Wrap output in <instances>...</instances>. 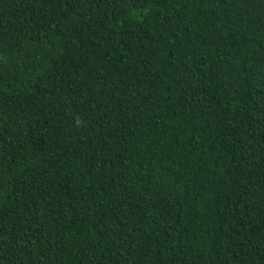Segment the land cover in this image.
<instances>
[{"label": "trees", "instance_id": "obj_1", "mask_svg": "<svg viewBox=\"0 0 264 264\" xmlns=\"http://www.w3.org/2000/svg\"><path fill=\"white\" fill-rule=\"evenodd\" d=\"M0 264H264V0H0Z\"/></svg>", "mask_w": 264, "mask_h": 264}]
</instances>
